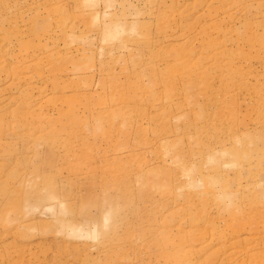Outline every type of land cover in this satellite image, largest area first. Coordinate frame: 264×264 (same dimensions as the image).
Returning a JSON list of instances; mask_svg holds the SVG:
<instances>
[{
	"label": "rangeland",
	"instance_id": "374dc122",
	"mask_svg": "<svg viewBox=\"0 0 264 264\" xmlns=\"http://www.w3.org/2000/svg\"><path fill=\"white\" fill-rule=\"evenodd\" d=\"M0 264H264V0H0Z\"/></svg>",
	"mask_w": 264,
	"mask_h": 264
}]
</instances>
